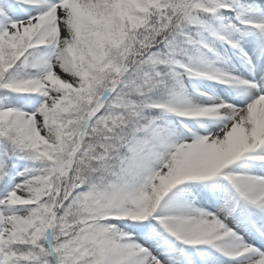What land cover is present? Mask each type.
Wrapping results in <instances>:
<instances>
[{
	"label": "snow or ice",
	"instance_id": "6c2138e0",
	"mask_svg": "<svg viewBox=\"0 0 264 264\" xmlns=\"http://www.w3.org/2000/svg\"><path fill=\"white\" fill-rule=\"evenodd\" d=\"M0 264H264V0H0Z\"/></svg>",
	"mask_w": 264,
	"mask_h": 264
}]
</instances>
